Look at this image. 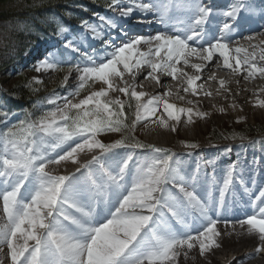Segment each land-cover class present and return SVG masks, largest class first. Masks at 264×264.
Segmentation results:
<instances>
[{
  "label": "snow or ice",
  "instance_id": "1",
  "mask_svg": "<svg viewBox=\"0 0 264 264\" xmlns=\"http://www.w3.org/2000/svg\"><path fill=\"white\" fill-rule=\"evenodd\" d=\"M135 6L158 13V23L172 25L169 31L127 38L119 45L106 41L104 57L83 53L81 63L69 67V72H77L78 85L64 97L53 95L38 102V114L27 112L16 123H9L10 114L0 110V200L6 221L0 224V242L10 249L11 264H176L181 253L187 258L188 251L197 245L202 256L221 246L217 224L222 222L221 213L228 210L224 197L233 185L235 166L226 171L218 198H201L196 192L197 176L181 175L175 153L141 143L130 135L138 122L154 115L161 106L175 121L186 114L191 123L193 115L205 114L178 108L159 95L145 101L146 93L129 86L117 88L113 81L122 80L125 73L135 76L144 66L151 69L148 77L158 82L157 72L176 78L183 74L176 65L181 61L188 65L189 56L207 62L222 58L226 69L237 72L247 66L248 76L255 77L257 73L264 75V66L254 62L257 58L264 61V49L250 53L244 47L230 48L229 23L223 24L219 36L206 32L203 26L211 9L200 0H150ZM241 9L251 11L252 7L237 0L225 15L235 18ZM131 12L130 7L121 15L127 17ZM100 20L109 29L117 26L114 19ZM84 27L95 38H102L97 25L85 21ZM66 31L59 26L60 34ZM244 39L252 41L254 37ZM141 44L149 46L147 53L139 51L137 46ZM65 47L80 51L71 41ZM64 63L50 54L36 71H59ZM191 66L203 70L200 64ZM199 79L187 77L193 93ZM67 80L65 76L64 82ZM90 82H102L106 87L74 103ZM110 91H119L129 99L110 98ZM258 103L264 107V100ZM45 104L53 107L44 109ZM125 107L133 112L131 122ZM158 123L169 127L163 118ZM113 132L125 135L112 143L98 139L101 134ZM232 138L238 137L233 133ZM117 148L147 151L130 168L133 153L117 159L119 154L113 152ZM57 149L60 151L51 155ZM95 152L98 154L77 168L78 172L84 170V182L47 170L49 165L65 161L78 163V154ZM238 183L243 186L244 180ZM250 206L254 213L236 223L241 229L247 226L248 235H257L262 243L256 252L264 251V189ZM223 223L227 227L230 222Z\"/></svg>",
  "mask_w": 264,
  "mask_h": 264
},
{
  "label": "rangeland",
  "instance_id": "2",
  "mask_svg": "<svg viewBox=\"0 0 264 264\" xmlns=\"http://www.w3.org/2000/svg\"><path fill=\"white\" fill-rule=\"evenodd\" d=\"M253 1L259 2L260 0H253ZM255 5H259V4L255 3ZM31 6L32 7L35 6V3L26 4L25 0H0V108L6 109L5 108L7 104L6 101L8 98L3 95H5L8 92V90L11 88L12 85H15L16 83L22 80H26L27 82L36 85V90H34L33 92L34 95L28 99L25 98L28 101L35 99V102L34 103L32 102L33 105L27 106L22 112L15 113L8 121L9 123H16L19 119L23 118L24 114L27 112H33V113L38 114L37 107L35 106L38 105V102L43 101L44 98L46 97H51L53 95L55 97L66 96L67 95L66 91L67 93L71 91L72 88L70 87L73 86V84L76 85V82L78 81L77 72L74 70L69 72V67L70 65L81 63V61L83 60V54H81V56L79 57H75L76 52L67 51V54L64 53L61 60L65 62L64 65H66V67L68 68H65L59 71H46L45 74H41V75L40 73L42 71L40 72L36 71V68L39 65L35 66V63L29 60L30 53L33 52L31 49H33L34 46L36 45L31 47L33 43L28 41L27 39V36L32 35L34 31L33 28H30L31 25L29 23L31 13H29L28 11L24 14L23 12L25 10H30V9H27V7H31ZM21 8L22 9L26 8V9L17 13L18 12L17 10ZM107 11L110 12V8L107 9ZM22 12L25 16H23ZM33 12L36 13V11L34 10L32 11V13ZM177 14H182V13H177ZM57 19L59 20L60 17H58ZM64 28L66 27L64 26ZM66 29L68 30L67 31L68 33L72 30L70 28H66ZM81 29H87V28H85L84 24H82V27L78 29V31L76 32L80 33ZM75 30H76V27H75ZM259 38L262 39L264 42V35H259ZM245 41L248 42L245 45L248 50L250 49L249 51L251 52L256 50L257 48H258L257 50L264 49V43L259 44L261 46L258 45L254 49L253 47L250 46L254 44L256 46V43L255 42L253 43L254 40L248 41L245 39ZM77 43H78L77 45H74L77 48L82 47V45L84 48H89L90 46L89 44L82 42V39L80 38L79 40H77ZM102 44L103 45H100L92 49V51H90L88 54L99 56V57H104L105 56L104 49L106 47V43L102 42ZM237 46L240 47V45L238 44ZM22 51H23L22 57H20V59H15L19 55V53H21ZM109 51H111V48H109ZM9 61L11 62L9 63ZM258 66H262V65H258ZM65 76H68V80L66 83L64 82ZM258 76H259L258 79H256V81H258L257 87L255 89L256 91L247 93V100H245L246 103L241 102L236 96L226 101V103H224L223 109L222 107L220 108V106L222 105L218 104V101H215V99L212 100L209 97L204 98V100L207 101L208 103V106L205 109H201L199 105H196V104H190V103L184 102L182 105L179 103L178 108H184V107L186 109L191 108L193 110V113H203L205 111L204 114L206 115L204 117L194 115L193 116L194 119L192 118V122L189 123L187 120L186 114H183L179 121H175V120H171L166 115L165 112H161L159 113V119L163 118L164 120L168 122V125H169L168 129L165 128L162 130L161 137L158 138L157 136L154 137L152 135L150 136L147 135V133H145L144 131L147 130L148 127L150 126L155 127L156 125H151L150 123H146L145 125L144 123H141L142 121L136 124L135 129L130 133V135L134 136L135 140H138L146 144H158L163 147H170L172 152L183 151V150L189 149L188 147H185V144H195L197 145V147L195 148H202V147L210 148V147H215V146H225L226 148L230 150L231 148H229V146H236L237 147L236 149L242 150L241 145H245L248 147L255 145V146H260L264 154V133H260L252 137H246L243 134L248 127L255 126V127H262L264 129V107L259 106V103H258L259 101L264 100V75L258 74ZM37 81H39V83ZM113 82L115 83L114 86L117 88L125 87L120 82L119 78H114ZM99 83L100 82H95V83L90 82V85L87 87V89L81 92L80 96L73 99V102L74 103L79 102L80 99H83L91 91H98L100 90L101 87H106L105 85H103V83L101 84ZM60 85L62 86V90L60 92L54 91V89L59 87ZM109 96L110 98H113V99L119 98L120 100H125V101L129 99V97L125 96L123 93L119 91H110ZM166 100L169 102L168 99ZM210 100L212 101L211 103L212 105H215L216 103L218 104V107L215 106L213 108L212 105H209ZM197 101H195V103H198ZM58 102L60 104L61 103L63 104L62 100ZM133 103H134V100H133ZM180 105H182V107H180ZM48 108H51V105L45 104L44 109H48ZM245 116L246 118H243ZM133 119H134V115H133ZM173 128L175 130H172ZM179 130L181 131L182 133L181 135L183 137H180L177 134V131ZM233 133H235L238 138L233 139L230 136ZM214 134L215 135L219 134L221 136H224L225 139H223L222 141H214V138H215ZM124 135L125 134L123 133H115V132L106 133V134H101L98 137V139H100L104 143H112L115 140L123 138ZM239 137H243V139H248V140L242 141V139H240ZM154 141L160 142V143H155ZM244 141H247V142H244ZM56 151L58 152L59 149H57ZM56 151L52 153L56 154L57 153ZM255 151H258V150H255ZM233 152H234V156L232 158L230 157L232 156V154L228 155L229 151H226L225 154L227 158L224 161H219L218 158H216L215 156L213 158L208 157V159H205V161H202L201 163H199L198 166L202 168L206 164L207 167H211V166L220 165L222 162H226V164L232 162L230 166H235V168L238 166V170L243 171L244 176H247L252 173L254 176L263 179L261 183L262 185H264V170L263 171L254 170L259 165H261V163L257 160L260 156L259 155L255 156V154H252V153L242 155L241 151H233ZM142 159L143 157H140L139 159H135L131 166H133V164H135L138 160H142ZM209 161H211L212 163L211 164L207 163ZM61 163L59 165L53 164L51 166L52 170L53 171L63 170L65 165L69 167V166H73L74 164L73 162H70V161L62 163L63 165H61ZM179 163L181 162L178 161V167L180 166ZM54 174L58 175L59 172L54 173ZM249 188H250L248 189L249 192L257 193L258 185L255 184L253 186H249ZM256 197L258 196L256 195ZM4 218L5 217L1 215V211H0V224H4L6 222ZM218 230L221 233V235L217 239H220V240L224 239L223 237L226 234L223 231H226V229L218 228ZM242 232L246 233L247 231L242 230ZM19 242L22 243L23 241L21 240ZM242 244L243 243L239 241L233 242V245L224 246V247L223 245L220 244L221 247L217 249L215 248L216 251H213L214 249H212L211 253L206 252L203 256L200 254L199 248L195 247V249L188 251V257L186 261H183L184 255L183 253H181V255L177 258L176 264H190V263L191 264H203V263L204 264H228L226 263V261L233 259V256H235V254H233L234 250L242 246ZM3 245H5V243H3ZM1 248H4V249H1ZM0 249L4 250L5 252L4 257H2L5 260H2V258H0V261L1 262L4 261V263L9 262L10 256H8L9 255L8 250L10 249L7 246H1V245H0ZM259 254L261 255L258 257H261V260L264 261V251H260ZM193 259H195V261Z\"/></svg>",
  "mask_w": 264,
  "mask_h": 264
},
{
  "label": "bare ground",
  "instance_id": "3",
  "mask_svg": "<svg viewBox=\"0 0 264 264\" xmlns=\"http://www.w3.org/2000/svg\"><path fill=\"white\" fill-rule=\"evenodd\" d=\"M123 3L120 5L115 4V7L127 9L130 6L129 2H123ZM118 18H119V20H124V19H122V17H118ZM157 18H158L157 14L148 13V14L142 15V16L132 15V17H130V19L128 18V20H130V22H133V24H135V23L145 24L148 22H153ZM117 26L119 28L125 29V30L136 29L135 37L136 36H145V37L154 36L158 32L169 31V29H170L166 25L155 26L153 23L150 24L149 28L146 26H143V29H138L137 26L128 24V22L126 20L120 21L119 24H117ZM261 29H262V27L260 25H255L251 29L252 31L248 32L249 30H244V31H242L244 33H240V32L236 33V35L232 36L230 38V40L242 39V38L247 37V36H253L254 37L253 43L255 42L256 46H258L259 44H261L263 42V40L257 36V35L261 34V32H260ZM169 34H172V33L169 32ZM239 42H241L243 44L244 41L239 40ZM259 46H261V45H259ZM137 47H138L139 51L142 48H146L147 52L149 51V46L146 44H141ZM257 49L255 51L260 50V49L259 50H257ZM82 50H83V47H82ZM194 57L195 56H189L188 57V60H189L188 65H185L183 63V61H181L180 64L176 65V67L178 69H180L181 72L183 73V74H178L176 78L168 76V75L164 74L163 72H157L156 75L159 77V82H158L157 80L152 79L151 77H148V73L151 71V69L148 66H144L139 71L136 72L135 76L125 73L124 78L122 80L120 78L119 79H120V82L123 84V86H129L130 88L134 87L136 89V91L146 93V96L144 97L145 101L152 96L159 95V96H162L164 100L168 99L169 103L177 105V107L179 106V103L183 105L184 102L189 103V101H191L190 104H196V105H199V107L201 109H205L208 106V103H207V101L204 100V98L209 97L212 100L215 99V101H218V104L222 105V106L219 105L220 108L222 107V109H223L224 103H226V101L230 100L234 96H236L241 102L246 103L245 100H247V93L256 91L255 89H256L257 84H258V81H256V79H258L259 73H257L256 74L257 76H255V77L248 76L247 66H243L239 71L233 72L230 69H226L223 66L222 58H220V59L214 58L211 62H207V61L200 59L198 57H195V58ZM254 62H256L258 65L264 66L263 65L264 62L259 61L258 58H257V61H254ZM194 64L202 65L203 70L202 71H196L191 66ZM45 73H46V71H42L40 73V75L45 74ZM184 74H186V75H184ZM146 77H148V78H146ZM187 77H200V79L196 81V92L195 93H193V91L191 90V87L188 85ZM221 81H223V85L221 84ZM78 82L79 81L76 82V85L73 84V86H71L70 88H72V90H73L77 86ZM101 83L102 82H100L99 84H101ZM185 88H189V91L185 92L184 91ZM183 94H185V95H183ZM195 101H197L198 103H195ZM209 102H210L209 105H212L211 104L212 101L210 100ZM218 104L215 103V105H212V107L213 108L215 106L218 107ZM61 105H62V103H61ZM182 105H180V107H182ZM184 109H186V108L184 107ZM254 110H255V108H254ZM161 112H164V111H163L162 107H159V109L155 112L154 115H152L151 117H149L146 120H141L142 121L141 123H144L145 125H146V123H150L151 125H156L155 127H151L150 125H148L150 127L147 126L148 127L147 130L144 131L145 133H147V135H149V136L152 135L154 137L157 136L158 138L161 137L162 130L165 129L164 127L160 126L158 123V121L160 120L159 119V113H161ZM201 112H203V111H201ZM204 112H203V114H204ZM166 115H167V113H166ZM243 118H246V116ZM182 125H183V123H182ZM166 129H168V128H166ZM177 134L180 137H183L181 135L182 133L180 130L177 131ZM154 142L160 143V142H156V141H154ZM202 151L209 152V149L202 147V148H199L197 150V152H200V153ZM89 154H91V153H80V154H78L77 159L78 158L82 159L84 157H87ZM70 162H72V161H70ZM74 165H77V163H74L73 166ZM69 167H67V168H69ZM256 172H258V171H256ZM221 228L226 229V231H223L226 234L223 237L224 239H222V240L218 239V242L221 245H223V247L233 245V242L239 241V242L243 243L242 246H240V247L236 248V250H234L233 254H235V256H233V259H230V260L228 259L229 261H226V263H228V264H245V263L246 264H264V261L261 260V257H258L261 255V254H259L260 252H256L257 247L260 246L262 242L259 241L257 235H255V234L254 235H248L247 232L246 233L242 232V230H246L247 226H245L244 229H241L240 226H235V231H233V226H230V227L224 226ZM229 233H231V234H229ZM213 249H214L213 251H216L215 248H213ZM223 253H225V252H223ZM8 254H9L8 256H10V251ZM4 255H5L4 250H0V258L4 257ZM186 260H187V258H185V256H184L183 261H186ZM193 260L195 261V259H193ZM200 261H201V259H200ZM187 262H189V261H187ZM4 264H11V262L10 263H4Z\"/></svg>",
  "mask_w": 264,
  "mask_h": 264
},
{
  "label": "trees",
  "instance_id": "4",
  "mask_svg": "<svg viewBox=\"0 0 264 264\" xmlns=\"http://www.w3.org/2000/svg\"><path fill=\"white\" fill-rule=\"evenodd\" d=\"M75 0H25L26 4L30 3H35V6H31V7H27V9L30 10H25L26 8H21L19 10H17L19 13L20 11H23L24 14L26 12L29 11L30 14V19H29V23L31 25L30 28L33 29H40L41 26L39 25L41 23V19H48L49 14L51 11L53 10H63L64 8H66L69 4L71 5ZM36 11L32 13V11ZM22 12V14H23ZM23 14V16H25ZM49 25V24H48ZM40 26V27H39ZM33 34L32 35H28L27 39L30 42H33ZM29 45V43H28ZM31 45V43H30ZM22 53H19V55L15 58H19L20 56H22ZM12 61V60H11ZM9 61V63L11 62ZM34 90H36V85L31 84L29 82H27L26 80H22L18 83H16L15 85H12L11 88L9 89V93L11 95H13L14 97L18 98V99H28L30 97H32L34 94ZM125 114L128 118V121L131 122V120L133 119V112L131 109L125 107ZM264 132V129L262 127H248L246 129V131L243 133L246 137H252L254 135H256L257 133H262ZM124 134V133H123ZM215 135V134H214ZM232 137V135H230ZM224 138V136L221 135H215L214 141H222Z\"/></svg>",
  "mask_w": 264,
  "mask_h": 264
}]
</instances>
